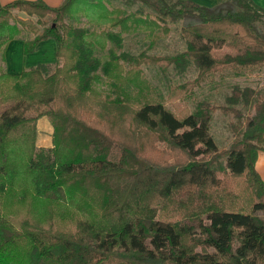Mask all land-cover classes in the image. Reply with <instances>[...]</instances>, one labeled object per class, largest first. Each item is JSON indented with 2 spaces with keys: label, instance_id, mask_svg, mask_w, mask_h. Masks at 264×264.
Here are the masks:
<instances>
[{
  "label": "trees",
  "instance_id": "1",
  "mask_svg": "<svg viewBox=\"0 0 264 264\" xmlns=\"http://www.w3.org/2000/svg\"><path fill=\"white\" fill-rule=\"evenodd\" d=\"M122 1L157 25L184 21V52L110 58L127 65V77L142 66L195 67L197 77L172 87L167 101L218 71L264 68V8L252 0ZM81 2L0 4L2 53L22 29L33 36L24 55L50 39L59 62L52 73L0 71V264H264V181L255 169L264 91L248 89L253 114L233 125L221 151L209 133L217 106L175 114L160 99L133 105L117 87L110 99L92 87L100 65L92 53L108 36L65 22ZM136 17L118 10L104 25L124 31ZM41 119L54 126L48 148L36 145ZM129 124L142 133L124 131Z\"/></svg>",
  "mask_w": 264,
  "mask_h": 264
},
{
  "label": "rangeland",
  "instance_id": "2",
  "mask_svg": "<svg viewBox=\"0 0 264 264\" xmlns=\"http://www.w3.org/2000/svg\"><path fill=\"white\" fill-rule=\"evenodd\" d=\"M252 1L257 4L255 0ZM222 2L223 0H220L218 4ZM80 4H82L80 8L77 7L78 10L72 17L66 18L65 22L92 33L93 39L108 36L106 42L95 47L92 53L100 63L96 71L99 81L92 84L95 91L114 99V88L117 87L121 94L124 92L133 105L149 99H160L175 114L183 108L193 111L199 103L217 106L218 109L211 114L209 133L219 151L230 147L235 136L233 125L243 123L246 117L253 114L252 104L248 102V89L259 93L264 91V68L252 73L245 70L218 71L200 81L192 93L186 94L177 101H167L172 87H181L197 77L195 67L189 64L142 66L141 72H132L127 77L125 75L127 65L123 64L124 68L121 69L118 63H111L110 58L123 53L132 56L145 54L164 57L184 52L186 45L180 33L184 21L179 20L175 23L167 21L166 24L157 25L145 15L141 16L137 13L138 5L128 8L122 0H82ZM118 10H124L127 14L135 13L137 17L128 23L124 31L106 29L104 17H114ZM14 14L22 19H30L34 23L38 19L28 17L25 13ZM46 21L49 22L47 18ZM257 27L258 31L264 33V22H260ZM32 39L33 36L29 32L21 29L14 40L5 45L3 53L0 51V71L19 74L35 66H43L48 73H52L59 65L55 58L54 41L47 40L48 42L40 43L32 54L24 55V42ZM105 63L109 64L106 72L102 68ZM235 92L240 96L236 97ZM53 127L52 122L47 119L37 122V146L44 148L52 146ZM134 129L137 134L142 133L139 127L135 128L130 124L125 125L123 130L132 133ZM156 146H163V144L157 143ZM220 161L224 163L223 159Z\"/></svg>",
  "mask_w": 264,
  "mask_h": 264
},
{
  "label": "crops",
  "instance_id": "3",
  "mask_svg": "<svg viewBox=\"0 0 264 264\" xmlns=\"http://www.w3.org/2000/svg\"><path fill=\"white\" fill-rule=\"evenodd\" d=\"M13 1H17V0H0V4L4 5ZM24 1H42L47 6L54 8L59 6L64 0H24ZM188 1H192L195 4L204 7L210 6L211 4H218L220 2V0H188ZM255 2L257 3L258 6L264 8V0H255ZM44 42H48V41L46 40L43 41L42 43ZM255 169L258 172L259 176L261 177L262 181H264V152L258 153L255 162Z\"/></svg>",
  "mask_w": 264,
  "mask_h": 264
}]
</instances>
